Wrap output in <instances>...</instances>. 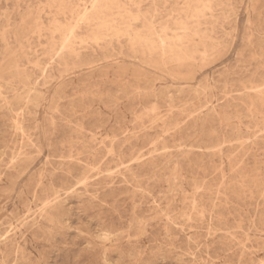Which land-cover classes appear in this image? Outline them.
<instances>
[{
	"label": "rangeland",
	"instance_id": "obj_1",
	"mask_svg": "<svg viewBox=\"0 0 264 264\" xmlns=\"http://www.w3.org/2000/svg\"><path fill=\"white\" fill-rule=\"evenodd\" d=\"M120 1L97 48L91 0H0V264H264V0Z\"/></svg>",
	"mask_w": 264,
	"mask_h": 264
},
{
	"label": "bare ground",
	"instance_id": "obj_2",
	"mask_svg": "<svg viewBox=\"0 0 264 264\" xmlns=\"http://www.w3.org/2000/svg\"><path fill=\"white\" fill-rule=\"evenodd\" d=\"M129 1V0H128ZM194 1V0H193ZM196 1V0H195ZM60 2V1H59ZM78 2V1H77ZM130 3V2H129ZM196 3V2H195ZM53 4V3H52ZM59 4V3H58ZM131 4V3H130ZM164 4V2H163ZM199 4V3H198ZM83 6V4H82ZM193 6V5H192ZM208 6V4H207ZM59 7V5H58ZM138 8V7H137ZM115 10V13H112V11ZM194 10V9H193ZM61 12L59 13H65V11L69 12L70 14L73 15L76 14L75 16L77 17V21L80 23H84L85 26L90 29L91 26H94L93 29L89 30V34L86 35V39L91 41V43H98L101 40H104L103 36L105 33L108 31L113 33L114 35H119L123 31L124 27L129 26V21L137 20L138 16L132 14L131 12H128L121 6V1L120 0H91L90 7L87 8L83 6L80 8L77 3V7L74 8L71 6H63L60 9ZM188 12V11H187ZM192 12V11H191ZM198 12V11H197ZM209 12V11H208ZM116 15L115 18H110L111 15ZM187 13H185L186 15ZM175 15V14H174ZM181 15V14H179ZM184 16V15H183ZM187 16V15H186ZM71 17V16H70ZM176 17V16H175ZM186 18V17H185ZM186 20V19H185ZM198 20V19H197ZM187 21V20H186ZM197 22V21H196ZM115 24V25H114ZM58 25V24H57ZM35 26V25H34ZM37 26V25H36ZM122 26L123 28H119ZM194 26V25H193ZM143 27V26H142ZM33 28V27H32ZM74 26H61L58 25L56 27V30L61 33V40H62V55L60 56L61 59H63L65 56L67 57H73L78 56L79 53L77 49L74 47V43L76 41L83 42L85 41L82 37H80L79 34L76 33L74 30ZM183 28V27H182ZM147 31L146 34H135L134 36L131 37L130 39V47L132 46L133 48L135 46H139L143 48L144 50L148 51L150 54L159 52L161 53L162 57L167 55V58L169 61H174L178 63H186L187 61H190L192 59L193 53L199 52L204 55L205 53V47L203 48H194L193 51L189 50L187 46L184 45V42H182V39H178L176 43H171V44H165L163 42V39L166 36V27H162V32L164 33V38L163 36L158 37V43L152 38L154 35V30L150 29L149 27H146ZM195 30V29H194ZM198 30V29H197ZM133 32V31H132ZM182 32V31H181ZM200 32V31H199ZM40 32H38L39 34ZM81 33V32H80ZM123 34V33H122ZM125 34V33H124ZM112 35V34H111ZM113 35V36H114ZM192 35V34H191ZM195 35V34H194ZM126 37V36H123ZM128 37V36H127ZM53 38V37H52ZM85 38V37H84ZM43 39V38H42ZM112 40V38H110ZM199 39V38H198ZM196 38V40H198ZM109 40V39H108ZM110 40V41H111ZM117 40V39H116ZM129 40V38L127 39ZM93 41V42H92ZM106 41V39H105ZM86 42V41H85ZM172 42V41H171ZM210 43V42H209ZM82 44V43H81ZM86 44V43H85ZM83 44V45H85ZM202 44V43H200ZM97 47L96 44H93ZM87 46V44H86ZM164 46H167V51L164 50ZM203 46V44H202ZM55 47V46H53ZM106 47V46H105ZM87 48V47H85ZM92 48V47H91ZM98 48V47H97ZM83 49V48H82ZM100 49V48H99ZM131 49V48H130ZM98 50V49H97ZM142 50V49H141ZM56 51V48L54 49V52ZM51 53V51H49ZM53 52V51H52ZM137 54V53H136ZM142 55V54H141ZM160 55V56H161ZM58 56V55H57ZM204 59L205 57L208 56H202ZM203 59V60H204ZM149 61V60H148ZM202 61V60H201ZM151 64L148 63V65ZM162 64V62H161ZM170 64V63H169ZM178 65V64H177ZM68 71V70H67ZM17 72V71H16ZM27 78V77H26ZM264 84V83H263ZM264 87V86H263ZM255 88V87H254ZM264 89V88H263ZM262 89V90H263ZM260 92L259 90H257ZM255 93V92H254ZM256 94V93H255ZM261 94V92H260ZM264 94V93H263ZM259 95V94H258ZM257 95V96H258ZM262 97V96H261ZM264 99V98H263ZM262 100V99H261ZM263 103V102H262ZM251 104V102L249 103ZM251 106V105H250ZM260 107V106H259ZM252 110V109H251ZM264 110V108H263ZM259 111H261L259 109ZM254 112V111H253ZM250 115V114H248ZM264 115V114H263ZM260 117V116H259ZM240 145V144H239ZM37 150V149H36ZM234 160V159H233ZM233 175V174H232ZM235 175V174H234ZM53 201V200H52ZM54 205V204H53ZM49 219V218H48Z\"/></svg>",
	"mask_w": 264,
	"mask_h": 264
}]
</instances>
